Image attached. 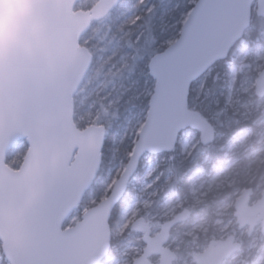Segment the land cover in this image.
Wrapping results in <instances>:
<instances>
[{
	"label": "water",
	"instance_id": "1",
	"mask_svg": "<svg viewBox=\"0 0 264 264\" xmlns=\"http://www.w3.org/2000/svg\"><path fill=\"white\" fill-rule=\"evenodd\" d=\"M0 0V241L10 264H99L111 243L110 218L146 153L171 152L183 130L213 128L189 108L192 83L229 55L252 19V7L264 15V0H198L180 36L149 61L155 80L146 121L133 152L110 194L89 208L75 225L64 223L94 183L102 163L106 128L77 127L74 97L88 73L92 54L80 44L92 22L103 20L121 0ZM4 5L8 7L5 9ZM255 94L264 97V68ZM25 140L18 169L7 164L9 151ZM252 188L236 201L237 223L253 230L262 223L264 190L249 204ZM187 209L152 235L144 220L143 254L133 264H174L167 246L171 230L187 220ZM234 235L211 241L194 256L197 264H223L238 248Z\"/></svg>",
	"mask_w": 264,
	"mask_h": 264
},
{
	"label": "trees",
	"instance_id": "2",
	"mask_svg": "<svg viewBox=\"0 0 264 264\" xmlns=\"http://www.w3.org/2000/svg\"><path fill=\"white\" fill-rule=\"evenodd\" d=\"M196 1L121 0L104 20L95 22L80 40L81 45L86 46L92 53L91 67L85 79L89 75V77L95 76L99 79L106 78L105 80L109 82L114 80H119L125 84L137 82L138 87H142L143 84L154 86L155 81L149 73L148 63L155 54L164 51L178 38L183 23ZM94 4L82 1L76 8L89 10ZM262 45H264V16L258 14L256 5H254L251 25L242 39L231 49L228 57L218 61L191 85L189 107L199 112L212 125V140L203 143L201 133L198 130L188 129L182 135L189 131L198 141L200 139V142L191 152L184 153L179 141L172 152H163L157 155L149 154L158 161V165L151 177V180L154 179L151 189L153 191L152 203L141 209V217L148 221L154 218L161 212L164 202L171 197L189 198L191 177L195 172L204 167L212 168L221 165L224 163L225 149L230 142L245 133L253 132L256 134L260 130L259 124L264 120V97L256 96L253 89L243 91L242 84L245 81L251 85L255 83L259 71L254 70V66L248 65L247 61L251 62V59H246L245 54L249 49ZM235 69L237 70V77L234 87L240 91L242 103L252 105L251 111H248L246 115H242V112H237L228 105L231 91L230 78ZM131 93L133 92L130 90V93L123 95L113 106H108L107 101H105L106 114H99L97 117L88 112L81 113L78 103H75V113L78 116L75 121L80 129H85L93 124H104L106 127L101 169L90 190L85 194V197L92 196L95 198L96 202L90 204L88 208L109 195L111 188L109 189L106 184H101V180L108 172L111 173V177H119L120 175L117 173L119 165H126L133 151L136 139L124 138L120 143H116L114 139L116 132L125 123L129 110L138 104L132 98L134 95L132 96ZM149 100L150 96L144 98L147 110ZM26 151V147L18 149L16 146L12 148L7 156V163L13 168H19ZM139 166L133 176V183L129 185L124 197H129L133 192L135 193V187L139 186L143 178L145 172L143 160ZM260 171L253 181L245 180L232 187L220 189L216 194L210 193L205 198L204 203L201 204L206 208L203 211L208 210L207 212L211 213L212 208L215 209L229 200L231 194H234L238 188L253 187L256 192L251 199L255 201L260 194L258 185L264 186V164ZM123 200L112 213L111 228H114L119 220V214L123 209ZM191 205L187 201L183 207L177 210L179 213L189 208L191 216L187 222L176 226L171 232L170 240L177 238L171 247L174 249L178 243L180 244L177 250L178 260L175 264H185L187 258L188 264H195L192 259L193 253L201 250L213 237H221L220 226H215L213 218L211 227L205 234H200L197 239L186 235V232L190 230L191 222L199 216L196 208L189 207ZM201 205L197 207L200 208ZM69 225H71L70 219L66 221L65 226ZM156 228L158 226H152L153 230ZM234 233L239 235L241 230L237 228ZM242 240L243 246L239 251H243V255H246L253 240L252 235H244ZM128 245L133 249H142L144 245L141 234L131 230L130 227L127 233L111 241L109 254L100 264H107L109 261L119 259L121 257L120 251ZM1 256L4 258L2 254ZM132 262L133 259L130 260L129 264H133Z\"/></svg>",
	"mask_w": 264,
	"mask_h": 264
},
{
	"label": "rangeland",
	"instance_id": "3",
	"mask_svg": "<svg viewBox=\"0 0 264 264\" xmlns=\"http://www.w3.org/2000/svg\"><path fill=\"white\" fill-rule=\"evenodd\" d=\"M84 1L85 3L89 2L94 4L97 0ZM94 23L95 22L92 23L91 27L94 25ZM95 27L97 28V25H95ZM245 58L251 59V62L247 61L248 65H252L254 66V70L260 71L264 64V45L249 49L245 54ZM236 77L237 70L235 69L232 72L230 78L231 91L228 98V105L233 107L237 112H242V115H246L248 111H251L252 105L242 103L239 94L240 91L234 87ZM105 79H99L95 76L89 77L88 75L79 88V92H77L74 97L75 103H78V108L81 110V113L88 112L90 115L95 114V117H97L99 114H106L105 101H107L108 106H113L116 101H118L123 95L130 93L131 90L133 92L131 95H134L132 98L135 99L138 104L129 110L125 123L116 132L114 139L116 140V143H120L124 138L137 140L138 135L145 123L148 112L144 104V98L148 96L151 97L152 93L154 92V86L143 84L142 87H138L137 82L125 84L119 80L109 82ZM242 89L243 91H249L250 89L255 90V83L251 85L245 81L242 84ZM77 117V113H74V119ZM259 126L260 130L256 134H253V132L245 133L241 137L228 144L224 153V163L213 166L212 168L204 167L192 175L190 186L191 194L189 198L171 197L164 202L161 212L155 215L154 218L149 219L151 226H158V228L154 230V233L160 229L166 220L177 215V210L183 207L187 201L192 204L189 206L190 208L197 209L199 216H197L196 219L194 218V220L191 222L190 230L186 232V235L191 236L193 239H197L200 234H205L211 227L212 218L215 220V226H220L219 231L221 233V238H225L229 234L236 231L238 224L236 223L235 217V203L246 190V188L236 189L235 193L231 194L229 200H226L223 204L215 209L212 208L211 213H208V210L204 212L203 210L206 208L201 204L204 203L205 198L210 193L216 194L217 191H220V189L225 187H232L235 184H240L242 181H253L257 178V175L261 172L260 169L264 164V120L260 122ZM180 142L183 152L189 153L197 145V143L200 142V139L198 141V139H196L195 136L188 131L181 136ZM24 147H28L25 140L21 141L17 145L18 149ZM142 160L145 168L143 178L139 186L135 187V193L133 192L129 197H123V209L119 214V220L116 226L111 228V241L117 239L124 233H127V230L131 224L134 221L140 219L141 209L148 207L152 203L151 197L153 191L151 189L153 187L154 179L151 180V177L157 168L158 161L149 155L143 157ZM139 167L140 166H138V168ZM118 168L119 169L117 173L120 175L126 168V165H119ZM136 171L134 175L136 174ZM115 177H111V173L108 172L107 175L101 180V184H106L110 189L114 186L115 182L119 178ZM132 183L133 177L129 181V185ZM261 185L262 184L258 185L260 188V194H258L259 197L254 202L260 199L264 190V186ZM255 192L256 191L253 190L252 195H254ZM87 197L88 196L85 197L84 202H82L70 216L69 219L71 225H74L76 222L80 221L82 214L88 210V206L96 202L95 198L92 196H89L88 198ZM198 205H201V207H197ZM163 219L164 221H162ZM244 235H252L253 238L248 249L249 252L243 257H236L233 264H264V231H262V225L260 224L253 231H250L247 228L243 229L240 233V238H242ZM176 240V237L173 238V240L170 241V244ZM179 247L180 244L178 243L174 249L177 251ZM1 248L2 245L0 243V264H4L5 262L7 263V261L1 256ZM120 252L121 257L119 259L109 261L107 264H129L131 259L134 260L137 257V255L141 252V249H133L130 245H128ZM184 263L188 264V258Z\"/></svg>",
	"mask_w": 264,
	"mask_h": 264
},
{
	"label": "flooded vegetation",
	"instance_id": "4",
	"mask_svg": "<svg viewBox=\"0 0 264 264\" xmlns=\"http://www.w3.org/2000/svg\"><path fill=\"white\" fill-rule=\"evenodd\" d=\"M141 218H144V217H141ZM146 220V219H145ZM234 234V232L233 233H231V234H229L228 236H231V235H233ZM234 236L236 237V242L239 244L238 245V248L231 254V256L229 257V258H227V259H225L224 261H223V264H233V262H234V259L236 258V257H243L244 255V252L243 251H239L241 248H242V246H243V240H242V238H240L241 236H240V234L239 235H237L236 233L234 234ZM220 239H222L221 237H213L210 241H209V243L211 242V241H213V240H220ZM208 243V244H209ZM208 244H207V246H208ZM207 246H205V247H203L201 250H199V251H197L196 253H198V252H203L204 251V249H206V247ZM144 247H145V244L143 245V249H144ZM151 259L155 262V263H158L159 262V257H154L153 256V258L151 257Z\"/></svg>",
	"mask_w": 264,
	"mask_h": 264
},
{
	"label": "bare ground",
	"instance_id": "5",
	"mask_svg": "<svg viewBox=\"0 0 264 264\" xmlns=\"http://www.w3.org/2000/svg\"><path fill=\"white\" fill-rule=\"evenodd\" d=\"M80 44H81V42H80ZM25 156H26V154H25ZM25 158V157H24ZM246 189H248V188H252L253 189V187H245ZM248 252H249V250H248ZM246 254H248V253H246Z\"/></svg>",
	"mask_w": 264,
	"mask_h": 264
},
{
	"label": "clouds",
	"instance_id": "6",
	"mask_svg": "<svg viewBox=\"0 0 264 264\" xmlns=\"http://www.w3.org/2000/svg\"><path fill=\"white\" fill-rule=\"evenodd\" d=\"M5 9L8 7L7 5H4Z\"/></svg>",
	"mask_w": 264,
	"mask_h": 264
}]
</instances>
